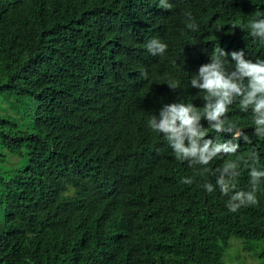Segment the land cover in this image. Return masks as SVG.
Wrapping results in <instances>:
<instances>
[{
  "label": "trees",
  "instance_id": "16d2710c",
  "mask_svg": "<svg viewBox=\"0 0 264 264\" xmlns=\"http://www.w3.org/2000/svg\"><path fill=\"white\" fill-rule=\"evenodd\" d=\"M168 3L0 0V98L18 114L0 116V264H225L232 241L264 264V179L257 204L230 212L216 169L235 157L201 174L148 126L165 104L203 107L189 80L217 46L264 59L247 27L264 0ZM153 38L162 55L145 47ZM227 116L251 139L237 153L248 190L243 161L255 150L264 169V138L251 111L233 104Z\"/></svg>",
  "mask_w": 264,
  "mask_h": 264
},
{
  "label": "clouds",
  "instance_id": "9594fccd",
  "mask_svg": "<svg viewBox=\"0 0 264 264\" xmlns=\"http://www.w3.org/2000/svg\"><path fill=\"white\" fill-rule=\"evenodd\" d=\"M159 7L170 10L172 4L168 0H160ZM261 16L260 12L255 14ZM189 22L186 27L196 31L197 25L192 21L191 13H186ZM249 35L264 43V18L252 19L248 22ZM145 47L153 55H162L167 45L159 39H151ZM230 57V59H229ZM234 62V63H232ZM147 78V73H142ZM190 87L203 93L200 97L204 104L198 108L193 103L176 102L165 104L158 116L152 114L148 119L149 128L162 134L169 147L173 150L178 161H187L190 166H202V173L207 172V166L217 158L225 159L216 169V187L222 195L229 197L226 207L230 212H237L239 208L258 203L256 193L261 180L264 179V169L258 165L259 156L255 150L248 153L244 164L248 168V190L238 189V177L241 157L237 155L240 149L239 140L250 144V137L245 134L238 124L228 118L227 113L233 104H238L241 112L252 114L254 135L264 138V59L255 61L247 59L245 52L233 51L230 54L222 48L216 47L209 62L199 67L198 72L191 75ZM168 87L175 91L178 82L169 80ZM206 120L205 128L201 121ZM209 129L217 134H231L232 139L221 142L216 138L207 139ZM192 179L185 178L182 183L191 184ZM208 193L214 191L211 182L203 185Z\"/></svg>",
  "mask_w": 264,
  "mask_h": 264
},
{
  "label": "rangeland",
  "instance_id": "374dc122",
  "mask_svg": "<svg viewBox=\"0 0 264 264\" xmlns=\"http://www.w3.org/2000/svg\"><path fill=\"white\" fill-rule=\"evenodd\" d=\"M11 106V102L6 99L0 98V116H4L6 114L18 116V114L13 113ZM24 115L23 111H21V113L19 114V117L21 116V118L18 119V123L22 126L29 123L26 118V120H24ZM11 160L16 161L17 158L13 157ZM224 261L225 264H259L257 260L253 259L250 255L243 252L242 244L237 241L231 242L230 250H228Z\"/></svg>",
  "mask_w": 264,
  "mask_h": 264
}]
</instances>
